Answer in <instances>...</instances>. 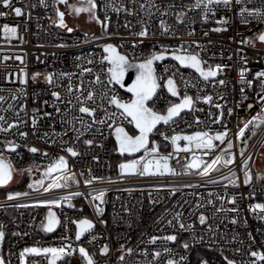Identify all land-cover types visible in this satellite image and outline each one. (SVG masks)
I'll list each match as a JSON object with an SVG mask.
<instances>
[{
    "label": "built area",
    "instance_id": "2783aa9c",
    "mask_svg": "<svg viewBox=\"0 0 264 264\" xmlns=\"http://www.w3.org/2000/svg\"><path fill=\"white\" fill-rule=\"evenodd\" d=\"M12 3L22 7L24 15L17 17L14 12L0 4V12L7 13L6 16H0V96L5 97V100L0 102V115L5 117V122L0 123H3L5 128L13 123L17 126L8 132L0 131V153L14 170L35 168L41 172L59 156H64L68 161L67 174L75 173L79 183L69 181L68 187L50 191H44L43 187L39 190H29L26 192L28 195L12 200H9L8 196L0 198V225L3 226L2 230L5 233L2 241L5 264H50V254L47 256L26 254L24 261H21L20 253L25 248H59L69 243L77 252L61 258L57 264L82 263L84 260L78 252L80 246L87 249L96 264H166L167 259L178 260L180 255L187 257L186 264H200L202 260H207L208 264H227L225 256L234 260L235 264H251L255 259L250 256L251 251L264 252V219L248 210L249 204L264 203V179L256 181L253 170L257 154L264 143V125L256 127V133L248 140L244 137L253 125L245 129L243 137L238 135L244 123L256 116L264 104L259 99L260 95H264L261 87V80L264 78L255 77L256 72L264 71V42L258 39L259 34L264 33V22L245 14L249 22L242 23L239 9L241 6L264 9V0H243L242 5L232 0L230 9L214 6L215 15L209 13L207 22L202 16V8H192L195 0H136L135 4L132 0H96V15L100 21L107 24V29L98 23L95 33L84 32L70 26L65 17V23L73 31L68 32L67 29L60 28L56 15V9L60 8V4H56L55 0H45V4H41L40 0H12ZM141 4L145 5L143 9L140 7ZM113 6L121 10L113 11ZM125 8L131 10L133 14L125 12ZM149 11L151 15L147 14ZM165 12L167 14H164ZM181 12L186 13L182 17V23L177 20V15ZM222 16L227 19V23L218 24L216 21ZM161 20L169 27L167 34H164L160 27ZM145 23L148 27V36L135 35L142 30V24ZM5 24L10 27L18 26L16 36L3 30ZM217 27L227 30L213 31ZM96 34L99 36L95 37ZM107 43L116 46L131 61H141L152 51H161L162 46L168 48V55H171V49L183 44L188 53H199L200 58L206 61L202 65L205 70L209 65L225 66L217 77L205 82L195 70L180 66L172 58L154 64L157 74L165 78L176 73L173 79L180 95L177 98L172 97L164 86V80H161V88L153 98L154 103H149V107L163 114L172 103H179L185 94L192 96L194 100L190 111L183 112L174 123L161 124L157 128L159 131L154 130L148 146L151 148L152 142H155L159 145L160 155L172 154L170 166L181 174L158 177L123 176L119 165L112 167L115 125L113 130L105 126L102 136L94 126L91 133H86L80 138V142H76L75 133L67 124L61 123L65 106L60 104L61 114H57L54 108L56 101L51 92L58 91L62 97H68L69 84L75 88L81 79L87 89L88 82L94 81L96 73H100L101 80L106 85V88L102 89L101 85L93 83L91 87L98 93L105 90L109 95L114 93L124 101L131 99L130 95L121 91L115 84H107V62L100 63L102 57L107 55L101 46ZM18 56L23 62L16 59ZM88 60H92L93 63L89 64ZM82 68H91L93 72L84 73L81 77ZM165 68L169 69L167 73L164 72ZM242 68L248 69L244 73L243 84L240 81ZM22 70L28 74L27 85L20 83V79L23 78ZM62 72L72 75L61 77L59 74ZM34 73H40L35 81L31 78ZM48 73L54 74V83L51 85L44 78ZM221 79L225 81L223 86L218 83ZM185 80L189 82L187 88L184 86ZM249 80L252 81L251 86L247 84ZM192 84L196 87H192ZM21 88H26V97L19 94ZM14 94L18 96L16 100L12 99ZM205 95L212 96L211 103L204 102L202 97ZM197 96L201 99L197 100ZM44 101H47V104ZM25 102V111H19L21 104ZM216 104H220L221 108L218 109ZM249 104L253 105L251 109L247 107ZM104 108L108 112L116 111L114 106L106 102ZM34 109L38 110L35 113L37 117L35 129L31 123ZM229 109L232 110L231 115ZM18 111L19 116L16 115ZM45 112L52 113V116H45ZM72 114L80 115L78 112ZM96 116L97 119L103 118L104 111L98 109ZM20 120L26 123H19ZM117 124L127 130L133 128L127 120L122 121L119 118V113ZM65 131L68 133L67 136L52 135ZM223 131L228 133L224 144L213 141L217 147L208 152V155L204 154L208 150L196 149L194 144L188 145L184 140L178 141L177 144L180 148L189 146L191 151L177 153L176 146L170 139L173 135H193L196 132L215 135ZM20 132H26L28 135L21 137ZM161 132L169 139L165 140ZM45 133H48V136H45ZM93 136L95 139L92 146L89 147L82 142L84 139H92ZM52 140H55V143H52ZM229 140L233 143L230 151L235 154L233 164L227 167L218 165L220 171H211L208 176H201L198 169L183 170L194 157L210 163L221 149L227 147ZM6 141H12L19 147L15 152L9 151L5 147ZM62 141L67 143L63 144ZM67 146L75 147L79 155L72 157L62 151V148ZM31 147H36L39 151L31 153L28 151ZM240 148L244 150L243 156L240 154ZM142 155L143 150L134 157L139 159ZM245 161L248 165L247 170L251 171L252 175V181L248 185L243 183L246 169L242 166ZM233 172L236 174L234 178L240 185L239 188H234L221 179L224 176L231 177ZM64 174L60 172L56 178ZM93 176L103 177V180L85 185L84 181L92 179ZM213 180L217 183L210 182ZM59 182L63 183V180L59 179ZM93 189L106 190L103 217H97L89 204L91 199L89 193ZM76 192L84 195L76 196L70 201H61L60 206L38 203L41 200L58 199ZM225 193L228 197L237 196L235 206L238 207L239 213L215 211V207L222 203L217 197L224 196ZM253 195L254 198H250ZM209 199L213 201L215 207L207 204ZM69 202L75 207L69 208ZM224 207L231 208L233 205L224 203ZM81 208L83 212L80 211ZM49 209L57 215L61 224L51 233H42ZM175 212H181V221L185 225L192 224L194 228L181 230L179 222L173 219ZM201 213L209 218L207 223L212 226V232L207 230V225L199 224L198 217ZM234 216L237 217L236 224L229 222ZM85 217L93 220L96 226L77 241L76 226L72 221ZM99 219L106 220L107 225H101ZM169 220H172L171 225L168 224ZM248 233H251V237ZM173 234L177 235V241L174 243L163 239L151 242L153 236L159 238ZM93 235L96 237L95 240L92 239ZM65 236L70 239H64ZM193 236H202L203 240L197 239L193 242ZM183 242L190 244L188 250L181 247ZM105 244L109 247V253L101 255L100 249ZM165 247L171 248L172 252L166 253ZM128 248L132 249L130 254L127 252ZM157 251L161 253L159 258L154 257ZM121 255L124 257L123 260L120 259Z\"/></svg>",
    "mask_w": 264,
    "mask_h": 264
},
{
    "label": "snow or ice",
    "instance_id": "6c2138e0",
    "mask_svg": "<svg viewBox=\"0 0 264 264\" xmlns=\"http://www.w3.org/2000/svg\"><path fill=\"white\" fill-rule=\"evenodd\" d=\"M56 4H65L67 5L74 13L80 14L87 12L89 13V20H95L98 23H101L102 26L107 29V24L100 21L99 17L96 15V8L97 4L95 3V0H81V5L77 7L76 5H69L68 0H55ZM132 2L135 4L136 0H132ZM41 4H45V0H40ZM235 3L238 5L243 4V0H235ZM0 4L3 5L4 8L10 9L14 14L19 17L24 15V11L22 7H17L13 5L12 0H0ZM47 6V5H45ZM214 6H223L226 9H230L232 7V0H195V3L192 5V8H202V16L204 18V21L207 22L209 13H212L215 15L214 12ZM140 7L143 9L145 5L141 4ZM113 11L119 12L121 9L112 7ZM125 12H128L129 14H133L131 10L125 8ZM148 15H151V12L149 11L147 13ZM164 14H167L166 12ZM186 13L181 12L177 15V20H179L181 23L182 17ZM247 17H253L259 19L261 22H264V9L260 8H248L245 6H241L239 9V16L241 17L242 23H248ZM6 12H0V16H6ZM56 15L58 17V26L60 28L67 29L68 32H72L73 29L68 27L64 20L65 13L60 11L58 8L56 9ZM105 19H108V17H105ZM218 24H224L227 23V19L225 17H221L219 20L216 21ZM160 27L163 30L164 34H167L169 32V27L166 26L165 22L163 20L160 21ZM18 26H9L8 24H5L3 26V30L8 33L10 32L13 36H16L17 34ZM226 28H220L217 27L213 29V31L219 32V31H226ZM190 35L192 33H189ZM135 35L139 37H146L148 36V27L145 24H142V30L135 33ZM207 35V33H205ZM258 39L261 42H264V33L259 34ZM87 42V41H85ZM249 43L251 41H248ZM135 46V45H134ZM103 48V51L107 53L106 56H103L100 63H106V77H107V84H117L121 88L125 87V75L129 72V70L134 69L136 72L135 80L132 81L131 86L127 87V91L131 93V99L128 101H124L121 98H119L116 94H111L105 90H102L101 92H97L94 88L91 87L93 83L97 85H101L102 89L106 88V85L104 81L101 80L100 73L95 74L94 81H89V86L87 89L84 87V81L83 79L80 80V83L73 88L71 83L68 86V97H62L61 93L58 91H52L51 96L55 98L56 104L54 105L55 112L57 114H61V107L60 104H63L64 107V114L61 115V123L67 124L70 128V130L75 133V141L80 142V138L83 137L86 133H91L93 127L95 126L97 129V132L102 136L103 135V128L106 126L109 130H113L114 127V134H115V140L117 143V150L118 152L123 155L125 153L128 154H134L138 153L141 150H143L144 155L140 156L139 159H131L127 162H123L119 164V170L121 175H141V176H164V175H179L181 173H178L175 168H172L170 166V159L172 158V154L169 155H160L159 154V145L155 142H152V147L149 148L148 145L150 143L149 137L151 134H153L154 130L159 131L157 129V125L163 123L164 125H168L170 122L174 123L175 119L180 116L181 112L185 109L191 110L194 105V100L192 96H189L187 94L183 95L181 101L179 103H172L170 106L166 108V113H161L159 111L154 110L152 107H149V103L153 102V98L157 96L158 89L161 88V80H164V86L167 89V92L171 94V96L176 97L180 95V92L178 90L177 84L175 80L173 79V76L176 75L174 72L172 76H167L166 78L163 75H158L156 72V69L154 67V64L156 62H161L166 59V56L169 54V49L162 46V50L152 51L146 58L142 59L140 62H133L130 61L127 55L121 54L116 46H114L111 43L103 44L101 46ZM191 45H189V48ZM199 47V45H197ZM178 52L187 53V54H177ZM171 58L177 62H179V65L182 67H188L191 69H194L199 76L205 81L208 82L210 78L217 77L218 73L223 71L224 65L216 64L215 67H212L211 65L208 66L207 70H205L204 67H202L203 64L206 63V61H203L199 53L191 54L188 53V50L184 47L183 44H181L178 48L171 49ZM230 58V57H229ZM7 59V57L5 58ZM16 59L21 60V57H16ZM89 64H92V60H88ZM102 71H105V69H102ZM169 71L168 68L164 69V72L167 73ZM248 71L246 68H242L240 70V81L241 83H245V75L244 73ZM23 72V70H22ZM93 69L91 68H82V71L80 73V76L83 77L84 73H92ZM40 73H34L32 75V80L35 81L36 77L39 76ZM72 74L70 73H60L59 76L61 77H70ZM256 78H264V71H258L255 73ZM45 80L48 84L54 83V74L48 73L45 77ZM181 79L184 78L181 76ZM28 82V74L26 72H23V78L20 79V83L22 85H27ZM218 83L223 86L225 84V81L223 79L219 80ZM247 84L251 86L252 81H247ZM184 86L187 88L189 86L188 81H184ZM192 87H196L195 84L191 85ZM261 87L262 91H264V80H261ZM243 92V88L241 89ZM19 94L23 96H27L26 88L19 89ZM18 98L17 95H13L12 99L16 100ZM197 100L201 99L200 96L196 97ZM204 102L211 103L212 102V96L205 95L202 97ZM259 99L261 102H264V95H260ZM5 100L4 96H0V102H3ZM99 101V103H97ZM105 102L108 105H112L115 107L116 111L108 112L106 108H104ZM45 104H47V101H44ZM91 104L92 106H89ZM11 107V105H9ZM216 107L219 109L221 108L220 104H216ZM249 109L253 107V105L249 104L247 106ZM26 109V102L21 104L19 111H25ZM98 109H102L104 111V117L97 119L96 112ZM19 111L16 113L17 116H19ZM38 110H33V116L31 118L32 127L35 129L37 125V117L35 113ZM229 115H231V109L228 110ZM78 112L80 115H74L72 113ZM117 113H119V118L121 120H127V122L131 125H134L135 130H138V134H129L128 131L125 130L123 126L120 124H117ZM45 116H52V113L45 112ZM222 115V112H221ZM130 118V119H129ZM0 122H5V117L3 115H0ZM19 123H26V121L20 120ZM197 122L198 118H197ZM78 125V127H77ZM249 125H253V134H255V128L259 127L260 125H264V104H262L260 112L257 113L256 116H253L250 120H247L244 123V127L239 129L238 135L240 137H243L245 135V129L249 127ZM16 123L8 124V127L5 128L3 126V123H0V131L8 132L11 128L16 127ZM162 136H164L165 140H168L169 137L161 132ZM28 134L26 132H20L21 137H26ZM45 136H48V133L44 134ZM53 136H67L68 133L65 131L62 134L59 133H53ZM227 131L223 132H217L215 135H209L208 132H196L193 135H173L171 136V143L176 146V152L184 151L189 152L191 151V148L189 146H185L184 148H180L177 144L178 141L184 140L188 142V145H195L196 149H206L204 154L208 155V152L213 151L217 145H214L213 141H220L221 144H224L226 138H227ZM95 136H93L92 139H84L82 142L87 146H92L94 143ZM52 143H55V140H52ZM63 144H66L67 141H62ZM246 143V141H245ZM5 147L12 152H15L16 149L19 147V145L15 144L12 141H6ZM100 147H103V145H100ZM233 148V143L229 140L227 143V147L224 149H221L220 153L218 155H215L214 159L211 160V162H206L201 160L199 157H194L193 160L185 165L183 167V170L186 171L188 169H198L199 174L201 176H208L211 171H220V168L217 167L218 165L227 167L228 165H231L235 161V154L232 153L230 150ZM31 153H36L39 150L36 147H31L28 149ZM62 151H65L69 153L72 157H76L79 155V152L75 149L73 146H67L63 147ZM241 156L244 155V150L241 149L240 152ZM44 155H47V153H44ZM96 159V157H94ZM244 168L246 169L243 183L245 185H248L252 181V175L250 171H248V165L247 161L244 162ZM13 166L6 162L4 156L2 153H0V186L8 184L12 180V174H13ZM27 171L30 173L31 168L27 169ZM69 167H68V161L64 156H59L54 163L49 164L48 167L45 170V176L50 178V182L47 184V186L44 185V180L41 179L39 181H34L33 183L29 184L28 187L36 188V190H39L40 187L44 188V191H50L52 189H59V188H66L69 186V181L79 183V181L76 179V174L71 173V175H68ZM53 172H63L65 173L60 178H51V174ZM83 175V173H81ZM235 173L233 172L231 174V177L224 176L221 179L228 182V184H231L234 188H239V184L237 183V180L234 178ZM59 179L63 180V183L59 182ZM258 179H264V177H258ZM97 180H103V177L93 176L92 179L85 180V185H91ZM111 182V181H109ZM211 183H217V181L213 180L210 181ZM225 188H227V185H225ZM105 189L96 190L93 189L89 195L91 196V199L89 200L90 206L93 208L94 213L97 217H103L105 208ZM28 195V193L24 192H16V193H10L8 195V199L12 200L15 197ZM83 193L76 192V193H69L66 196L60 197L58 199H47V200H41L38 201L39 204H45V205H54V206H60L61 201H70L72 198L76 196H83ZM212 194H210L211 196ZM219 200L222 201L221 205L219 207H215L213 201L209 199L207 201L208 205H213L215 207V211L217 213L219 212H233V213H239L238 207H236L237 203V196L232 195L231 197L227 196V193H225L224 196H218ZM250 198H254V195ZM87 199V197H85ZM224 203H228L233 205L231 208L224 207ZM19 207H27V205H18ZM69 208H74L75 205L72 203H68ZM248 210L253 213L254 215H259L261 219H264V203H255V204H249ZM81 212H83V209H80ZM182 213L181 212H175L173 219L177 220L179 222V228L181 230H190L193 229L194 226L192 224L185 225L181 221ZM208 217L205 216L203 213H201L198 217L199 224L200 225H207V230L209 232H212V226L209 225ZM47 223L43 224V230L45 232H53L57 226L61 224L60 219L57 217V215L51 211V209L48 210L47 217H46ZM232 224H236L237 217H232L229 221ZM73 224L76 226V232H75V239L79 241L81 237L85 235V233L91 232L95 228V223L93 220L88 219L87 217L73 220ZM99 223L101 225L106 226L107 221L104 219H99ZM246 223V221H245ZM168 224H172V220L168 221ZM3 226L0 225V242L4 240L5 233L2 230ZM248 235L251 237V233H248ZM64 239H70L69 237L65 236ZM92 239L95 240V235L92 236ZM157 239H163L168 242H176L177 241V235H167L164 237H151V242L155 243ZM193 242H195L197 239L203 240V237H196L193 236ZM181 247L185 250H188L190 248V244L188 242H183ZM121 248L123 249V245H121ZM164 251L166 253H171L172 249L165 247ZM77 252L76 248H73L71 243L55 248V247H48V248H25L20 253V259L21 261H24L26 254H35V255H51L52 259L50 261V264H56V261L58 259H61L65 256H72L74 253ZM78 252L82 259L85 261V264H96L93 257L88 253L87 249L83 246H80L78 248ZM127 252L130 254L132 252L131 248L127 249ZM101 255H107L109 253V247L107 244H105L100 249ZM147 254V253H145ZM161 253L159 251L154 253L155 258H159ZM250 256L254 257L255 259L251 261V264H264V252H258V251H251ZM120 259L123 260V255L120 256ZM224 260L227 262V264H235L234 260L228 259L227 256L224 257ZM187 257L184 255H180L179 259L175 258H169L166 261V264H186ZM0 264H5V261L2 256H0ZM200 264H208L207 260H202Z\"/></svg>",
    "mask_w": 264,
    "mask_h": 264
},
{
    "label": "rangeland",
    "instance_id": "374dc122",
    "mask_svg": "<svg viewBox=\"0 0 264 264\" xmlns=\"http://www.w3.org/2000/svg\"><path fill=\"white\" fill-rule=\"evenodd\" d=\"M95 3H96V0H95ZM68 4L69 5H76L77 7H79L81 5V0H68ZM59 10L65 13L64 17H65L66 21L68 22V24L72 27H76V28H78L84 32H88V33H95L96 30L98 29L97 28L98 22H96L95 20H89V13H87V12L76 14L65 4H60ZM94 36L98 37L99 35L96 34ZM241 149L242 148H240V152H241ZM113 158H114L112 161V167L113 168L117 167L120 163L127 162L128 160H131V159H136V157H124L122 155H119L117 147H115V148L113 147ZM46 168L47 167H44L42 172L39 169L31 168L30 173L25 168H23L22 171H19V169H15L13 171L12 180L5 187V189H7V193L5 196H8L10 193H16V192L24 193L20 189H17V190L15 189L16 186L18 184H20V181L23 177H25V179H27L25 192H27L29 190H35L36 188L30 189L28 187V185L33 183L34 181H39L41 179L44 180V185L47 186V184L50 182V178L45 176ZM242 168L245 169L244 165L242 166ZM194 170H197V169H194ZM253 170L255 173L256 181L260 180V179H258V177H264V143L262 144V146H261V148L257 154L256 161L253 165ZM59 173L60 172H53L51 174V178H56ZM250 173H251V171H250ZM123 176H126V177H133V176L134 177H158L159 175L141 176L138 174H135V175L125 174ZM46 217H47V214H46ZM45 223H47V220L45 221ZM43 232L47 233L43 230V227H42V233ZM0 256H2L4 259L2 242H0ZM79 264H85V261H83L82 263H79Z\"/></svg>",
    "mask_w": 264,
    "mask_h": 264
},
{
    "label": "water",
    "instance_id": "95a60500",
    "mask_svg": "<svg viewBox=\"0 0 264 264\" xmlns=\"http://www.w3.org/2000/svg\"><path fill=\"white\" fill-rule=\"evenodd\" d=\"M118 50V49H117ZM119 51V50H118ZM120 52V51H119ZM121 53V52H120ZM107 54V53H106ZM121 54H123V53H121ZM123 55H125V54H123ZM166 58H171V55H167L166 56ZM131 61V60H130ZM133 62H140V61H133ZM179 63V62H178ZM185 68H188V67H185ZM194 70V69H193ZM135 77H136V72H135V70L134 69H131V70H129V72L125 75V87L124 88H121L119 85H117V84H115L121 91H123L124 93H126V94H128V95H130L131 96V93H129L128 91H127V87H129V86H131V83H132V81H134L135 80ZM158 92V91H157ZM170 94V93H169ZM171 95V94H170ZM173 97V96H172ZM178 96H176L175 98H177ZM187 111H190L189 109H185V110H183L182 112H181V114L183 113V112H187ZM180 114V115H181ZM178 118V117H177ZM174 119H176V118H174ZM161 124H163V123H161ZM161 124H159V125H157V128L161 125ZM133 128H134V125H133ZM135 129V128H134ZM125 130L126 131H128L126 128H125ZM136 132H137V134H138V130H135ZM129 132V131H128ZM129 134L131 135V133L129 132ZM113 138H114V141H115V143H116V140H115V134H114V131H113ZM149 140H150V137H149ZM149 146V145H148ZM116 147L118 148V146H117V143H116ZM243 149H245V146H243ZM142 151V150H141ZM140 151V152H141ZM140 152H138V153H134V154H128V153H125V154H123L122 156H124V157H134V156H136V155H138ZM118 154L119 155H121L119 152H118ZM12 178H13V174H12ZM7 185V184H6ZM6 185H3V186H0V187H4V186H6ZM51 259H52V257H50V261H51ZM59 260L60 259H58L57 261H56V264L59 262Z\"/></svg>",
    "mask_w": 264,
    "mask_h": 264
},
{
    "label": "trees",
    "instance_id": "16d2710c",
    "mask_svg": "<svg viewBox=\"0 0 264 264\" xmlns=\"http://www.w3.org/2000/svg\"><path fill=\"white\" fill-rule=\"evenodd\" d=\"M162 1H169V0H162ZM128 131L131 133V134H137V132L135 131V129L134 128H128ZM255 133H256V128H255ZM252 135H254L253 134V127H251L249 130H248V132H247V134H246V136L244 137V139H246V140H248ZM112 147H116V143H115V141L114 140H112ZM114 159V158H113ZM23 170V168H19V171H22ZM26 184H27V179H25V177H23L22 179H21V181H20V184H18L17 186H16V190L17 189H20L21 191H23V192H25V187H26ZM5 187L6 186H4V187H0V197H4L5 195H6V193H7V189H5ZM27 190V189H26Z\"/></svg>",
    "mask_w": 264,
    "mask_h": 264
},
{
    "label": "bare ground",
    "instance_id": "6f19581e",
    "mask_svg": "<svg viewBox=\"0 0 264 264\" xmlns=\"http://www.w3.org/2000/svg\"><path fill=\"white\" fill-rule=\"evenodd\" d=\"M114 139V138H113ZM5 197V196H4ZM1 198V197H0Z\"/></svg>",
    "mask_w": 264,
    "mask_h": 264
}]
</instances>
